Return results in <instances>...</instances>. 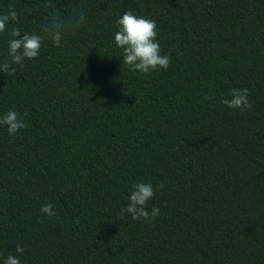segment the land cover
I'll list each match as a JSON object with an SVG mask.
<instances>
[{"label": "trees", "instance_id": "trees-1", "mask_svg": "<svg viewBox=\"0 0 264 264\" xmlns=\"http://www.w3.org/2000/svg\"><path fill=\"white\" fill-rule=\"evenodd\" d=\"M18 22L0 33V264H264V0H0ZM15 64L13 27L44 35ZM131 10L155 20L167 70L132 71L115 43ZM247 88L250 110L223 104ZM151 183V221L120 216ZM163 184L161 189L159 185ZM51 203L55 215L41 212Z\"/></svg>", "mask_w": 264, "mask_h": 264}, {"label": "clouds", "instance_id": "clouds-1", "mask_svg": "<svg viewBox=\"0 0 264 264\" xmlns=\"http://www.w3.org/2000/svg\"><path fill=\"white\" fill-rule=\"evenodd\" d=\"M85 10L81 8L79 14L72 23L65 22L59 14L49 13L50 19L46 18L41 25L44 35L23 34L19 28L13 27L11 30L12 39L9 40V55L15 64H23L25 58L35 59L39 56L43 41L50 39L56 47H60L62 37L66 32L75 31L85 20ZM10 22H18L17 11L9 5L6 14H0V33H4ZM119 30L115 33V43L123 50V62L132 71H139L147 74L153 70H167L170 66V57L161 54V46L157 40V23L155 20L138 17L131 10L126 11L121 18L116 21ZM0 71L14 74L16 69L11 68L8 62L3 63ZM231 99H224L223 104L232 109L241 111L250 110L252 104L249 100V90L247 88H233ZM0 125L7 126L8 133L15 135L19 130L24 129L26 124L16 111H8L0 118ZM164 185L160 184L159 188ZM155 196V189L151 183L138 182L133 185L129 203L126 208L121 209L120 216L125 213L131 214L133 220L151 221L160 215V209L153 207L149 212L148 202ZM41 212L49 216H54V206L51 203L41 206ZM24 247L17 245L15 254H9L4 260V264H21L20 255L24 254Z\"/></svg>", "mask_w": 264, "mask_h": 264}]
</instances>
